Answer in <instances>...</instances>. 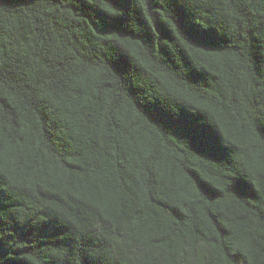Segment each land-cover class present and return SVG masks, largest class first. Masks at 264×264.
<instances>
[{
    "label": "trees",
    "instance_id": "obj_1",
    "mask_svg": "<svg viewBox=\"0 0 264 264\" xmlns=\"http://www.w3.org/2000/svg\"><path fill=\"white\" fill-rule=\"evenodd\" d=\"M0 264H264V0H0Z\"/></svg>",
    "mask_w": 264,
    "mask_h": 264
}]
</instances>
